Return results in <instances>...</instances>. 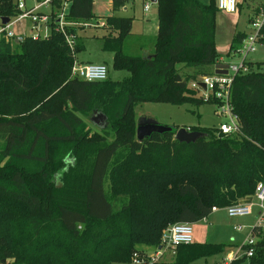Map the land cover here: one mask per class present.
<instances>
[{
	"label": "trees",
	"instance_id": "1",
	"mask_svg": "<svg viewBox=\"0 0 264 264\" xmlns=\"http://www.w3.org/2000/svg\"><path fill=\"white\" fill-rule=\"evenodd\" d=\"M130 2L112 0V14L97 27L105 32L102 50L114 56L111 68L128 73L123 80L72 76L85 50L79 31L97 18L94 0H53L45 39L0 38V264L147 260L145 247L158 250L168 228L201 221L213 207L249 202L264 180V62H246L247 71L233 81L239 134L192 127L204 136L190 144L172 133L137 140L136 105L203 106L189 83L215 75L221 63L219 10L216 0H158L153 56L144 60L124 50L133 19L115 15ZM261 11L264 1L253 6L249 24ZM20 13L18 0H0V17ZM260 33L264 45V25ZM248 35L236 32L228 55ZM95 111L108 117L104 130L88 122ZM227 248L179 246L170 264H197L226 255ZM253 249L251 258L232 264H264V234Z\"/></svg>",
	"mask_w": 264,
	"mask_h": 264
},
{
	"label": "rangeland",
	"instance_id": "2",
	"mask_svg": "<svg viewBox=\"0 0 264 264\" xmlns=\"http://www.w3.org/2000/svg\"><path fill=\"white\" fill-rule=\"evenodd\" d=\"M210 0H208L209 2ZM237 11L235 14H225L221 11L218 12L216 17V29L218 31V37H224L221 42L223 44L220 50H223L222 54L226 57L224 61L227 64L238 66L241 64L243 57L238 54L228 55L225 52L229 38V32L233 29L236 32L246 33L247 35L254 32L251 24L248 21V14L253 9L256 3L264 0H236ZM94 13L96 19L89 25H85L86 28H82L79 31L80 35L84 38L85 50L77 55V61H81L84 64L93 65H105L109 69L110 77L113 80H123L128 77L127 72L115 71L111 67L113 65V54L104 52L101 48V40L105 34L104 30L100 27V23L103 21L101 18L107 16L109 10V1L95 0ZM207 2V3H208ZM27 5H33V1L26 0ZM127 11L123 9L116 12V16L134 18L132 25L133 36L130 37L124 46V50L134 56H143L142 47L148 45L150 37H154L157 31L158 9L156 4H150V11L143 15L141 0H137L134 3L130 2L126 5ZM42 12L49 13V7L42 9ZM106 12H108L106 14ZM23 25L30 26V20L22 21ZM96 27V28H95ZM43 28V33H44ZM12 30V28H11ZM33 34L32 29H29L25 35L31 36ZM135 35V36H134ZM145 35V36H143ZM149 46V45H148ZM154 51V49H153ZM227 55V56H226ZM247 62H264V45L256 44L255 52L250 53L247 58ZM193 71L192 69L188 72ZM191 83V82H190ZM189 83V87H190ZM203 106L195 107L194 105L186 104L183 106H173L167 103H153L147 102L136 105L134 107V113L138 116L142 113L145 116H150L154 121L163 126H169L173 128H187L202 127L210 128L212 126L218 127L221 123L226 122L227 119L217 115L216 107L211 102L203 101ZM140 120V118H138ZM106 184L108 180L106 179ZM258 209L254 208L253 215L249 217L230 218L225 209H219L217 212H212L205 219L192 224L194 230V243L196 244H225L227 245V254H235L239 251L246 239L251 234V231L256 223ZM145 251L150 255H154L157 252L156 248L145 247ZM223 256H214L207 259H201L197 264H220L225 258ZM174 255L171 252H165L162 259L163 264H170ZM224 264V263H222ZM243 264H248L243 263Z\"/></svg>",
	"mask_w": 264,
	"mask_h": 264
},
{
	"label": "built area",
	"instance_id": "3",
	"mask_svg": "<svg viewBox=\"0 0 264 264\" xmlns=\"http://www.w3.org/2000/svg\"><path fill=\"white\" fill-rule=\"evenodd\" d=\"M33 5L29 6L26 0H18V9L21 11L20 15L15 19H9L8 24H2V18L0 17V38L4 35L5 39L12 42H22L27 35L17 34L11 28L18 22L24 20H30L33 28V34L31 35L34 40L45 39L49 36V23L51 22V3L53 0H31ZM112 2V0H106ZM137 1V0H132ZM144 3V11L148 12L150 9V0H141ZM217 8L219 11L231 15L237 11L236 0H216ZM49 7L50 13H41L40 10ZM69 9V4L65 3L64 8L58 15L60 29L64 26V16ZM104 23H100L102 27ZM264 25V11L258 17H255L252 28L253 31L245 39L242 48L237 53L243 57L240 65L229 66L227 75H212L203 76L198 80L191 81L190 88L197 91L203 101L211 102L216 107V113L227 119L226 122L221 123L218 126L219 133L225 136L237 135L241 132L237 122V118L233 112L231 104V91L232 84L237 74L240 72H246V58L247 56L255 52L256 44L261 37V29ZM87 26V25H86ZM43 28L44 33H43ZM72 46L71 41H69ZM225 64V62H221ZM108 68L105 65H93V64H78L72 68L73 78H78L86 82H103L108 78ZM189 130V129H188ZM190 131V130H189ZM254 208L258 209L255 226L253 227L251 234L241 246L239 251L235 254H226L223 261L224 264H232L244 256L251 258L254 253V245L257 243V239L264 234V180L259 182L256 186L255 195L252 200L242 204H236L225 208L230 218L249 217L253 215ZM219 208L213 207L212 212H217ZM162 246L157 252L149 257L147 260H140L134 257L131 264H163L161 261L165 255V252H171L175 255V251L179 246L190 245L194 243V230L192 224L178 223L166 230L162 240ZM248 248V249H246Z\"/></svg>",
	"mask_w": 264,
	"mask_h": 264
},
{
	"label": "water",
	"instance_id": "4",
	"mask_svg": "<svg viewBox=\"0 0 264 264\" xmlns=\"http://www.w3.org/2000/svg\"><path fill=\"white\" fill-rule=\"evenodd\" d=\"M150 2L152 4L157 5L158 0H150ZM8 22H9L8 18L6 17L2 18L3 25L8 24ZM150 58L151 57L147 59H150ZM143 59L146 60V58L144 57ZM228 68L229 66L227 64L219 63L215 66V74L216 75H227ZM89 122L96 129L104 130L108 124V117L100 111H95L93 115L91 116V118L89 119ZM166 133L174 134V137L177 141H179L180 143H187V144L194 143L199 138H202L204 136V134L201 132L189 131L186 128L175 129L173 127L163 126L151 119L143 118L137 122L136 138L139 142H142L143 140L151 137L154 134L162 135Z\"/></svg>",
	"mask_w": 264,
	"mask_h": 264
},
{
	"label": "crops",
	"instance_id": "5",
	"mask_svg": "<svg viewBox=\"0 0 264 264\" xmlns=\"http://www.w3.org/2000/svg\"><path fill=\"white\" fill-rule=\"evenodd\" d=\"M200 2H202V3H204V4H207V2H208V0H199ZM135 1H132V3H134ZM210 2V1H209ZM208 2V3H209ZM262 2V1H261ZM95 0H94V4H93V12H94V7H95ZM141 3H142V12H143V15L144 16H146V14L150 11V9H149V11L148 12H145L144 11V3L141 1ZM44 9V8H43ZM50 9V8H49ZM123 10L124 11H127V7H124L123 8ZM108 11H110V13L107 15V16H105V17H102L101 19L103 20L101 23H104L105 22V18L106 17H108V16H110L111 14H112V7H111V2L109 3V10ZM40 12L41 13H44V12H42V9L40 10ZM50 13V12H49ZM49 13H47V14H49ZM108 12H106V14H107ZM95 14V13H94ZM95 16H96V14H95ZM132 19H134V18H132ZM134 21V20H133ZM22 23V21L21 22H18V23H16L13 27H12V30L15 32V33H17V34H25L29 29H32L33 28V25H32V23H31V25L30 26H27V25H23V24H21ZM132 25H133V22H132ZM157 32H158V20H157V31H156V34H155V36L154 37H150V42H149V46L148 45H144L143 47H142V53H144V55L142 56V57H144V58H149V57H152L153 56V49H154V39H155V37H156V35H157ZM133 33V32H132ZM230 34H229V38H228V41H227V43L225 42V44H226V47H227V51L225 52L226 54L227 53H229V50H230V43H231V40H232V37H233V35L236 33V31H234L233 29L229 32ZM135 36V35H134ZM143 36H145V35H143ZM216 49H217V52H218V54L221 56V59H220V62H225L224 61V59L226 58L225 56H224V54H222V53H224V52H222L223 50H220L221 48L220 47H222L223 46V44H221V42L224 40V37L222 36V37H218V31L216 30ZM108 53H110V52H108ZM227 56V55H226ZM77 63L78 64H82V65H84V63L83 62H79V61H77ZM225 64H226V62H225ZM215 70V69H214ZM140 113V112H139ZM138 113V114H139ZM138 114H135V117H136V121L138 122L139 120H138V118H140V119H143V118H145V119H151V120H153V118H151L150 116L148 117V116H145L144 114H140L139 116H138ZM91 118V117H90ZM89 118V119H90ZM89 119H88V122H89ZM89 124H90V122H89ZM91 125V124H90ZM91 127L93 128V130H97V131H100V130H98V129H96L95 127H93L92 125H91ZM187 129V128H186ZM147 252V251H146ZM224 259L225 258H223V260H222V262L220 263V264H222L223 263V261H224ZM217 264V263H216Z\"/></svg>",
	"mask_w": 264,
	"mask_h": 264
}]
</instances>
